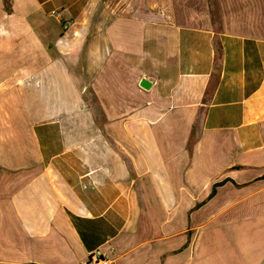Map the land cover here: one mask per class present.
<instances>
[{"label":"crops","instance_id":"1","mask_svg":"<svg viewBox=\"0 0 264 264\" xmlns=\"http://www.w3.org/2000/svg\"><path fill=\"white\" fill-rule=\"evenodd\" d=\"M113 3L0 0V264H264V0Z\"/></svg>","mask_w":264,"mask_h":264},{"label":"built area","instance_id":"2","mask_svg":"<svg viewBox=\"0 0 264 264\" xmlns=\"http://www.w3.org/2000/svg\"><path fill=\"white\" fill-rule=\"evenodd\" d=\"M86 264H108V259L104 252L96 250L90 254Z\"/></svg>","mask_w":264,"mask_h":264},{"label":"water","instance_id":"3","mask_svg":"<svg viewBox=\"0 0 264 264\" xmlns=\"http://www.w3.org/2000/svg\"><path fill=\"white\" fill-rule=\"evenodd\" d=\"M140 86L144 89H147L149 87V83L146 80L142 79L140 81Z\"/></svg>","mask_w":264,"mask_h":264},{"label":"rangeland","instance_id":"4","mask_svg":"<svg viewBox=\"0 0 264 264\" xmlns=\"http://www.w3.org/2000/svg\"><path fill=\"white\" fill-rule=\"evenodd\" d=\"M113 4H111V5H116L117 6V4H116V0H113ZM131 3H129V1L127 0V3H126V5L127 4H131V6H133L135 3H136V0H135V3H133L134 2V0L133 1H130ZM137 5V4H136ZM148 5L149 4H146V3H143V6H147L148 7ZM117 8V7H116Z\"/></svg>","mask_w":264,"mask_h":264}]
</instances>
